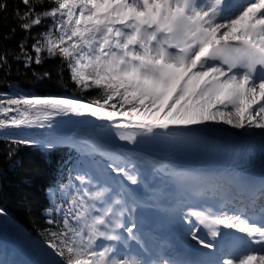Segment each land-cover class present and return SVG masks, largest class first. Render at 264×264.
Wrapping results in <instances>:
<instances>
[{
	"label": "snow or ice",
	"instance_id": "obj_1",
	"mask_svg": "<svg viewBox=\"0 0 264 264\" xmlns=\"http://www.w3.org/2000/svg\"><path fill=\"white\" fill-rule=\"evenodd\" d=\"M20 3L24 8L16 7L15 21L25 36L15 49L0 53V70L10 67L9 58L25 68L59 60L58 76L67 71L80 91L99 90L88 100L22 89L0 94V113L7 116L0 119V135L8 138L11 165L19 163L20 145L68 151L47 189L51 206L45 213L53 217L48 224L59 230L44 234L40 243L49 258L41 264H264V174L259 198L254 195L247 206L192 212L193 194L211 200L227 186L255 182L234 162L203 169L174 159L190 150L219 151L224 125L244 134L259 129L264 137V0H249L238 11L233 0ZM7 9V0H0V14ZM45 20L51 23L34 31ZM33 75L46 79L51 72ZM69 123L77 127L61 131ZM33 128L41 134L19 131ZM108 132L126 142L131 155H109L100 165L97 156L109 151ZM138 145L155 151L144 153ZM188 180L200 190L189 192ZM257 199L259 226L244 215L257 207ZM184 207V235L214 250L207 259L177 261L149 243L147 217L174 223ZM201 226L213 238L221 226L238 231L260 247L235 260L221 259L216 244L200 235Z\"/></svg>",
	"mask_w": 264,
	"mask_h": 264
},
{
	"label": "trees",
	"instance_id": "obj_2",
	"mask_svg": "<svg viewBox=\"0 0 264 264\" xmlns=\"http://www.w3.org/2000/svg\"><path fill=\"white\" fill-rule=\"evenodd\" d=\"M7 4V11L0 14V53L15 49L16 43L25 36L17 28L15 21L16 7L23 10L24 6L20 0H7ZM50 6L54 5L50 4ZM50 23V20H45L44 25L34 31H42ZM13 28H17L15 37L10 34ZM60 63L59 60H48L42 66L34 65L32 68H25L23 64L13 62L9 58L10 67L5 66L0 70V94L22 89L25 93L40 96H75L84 100L97 97L99 90L80 91L70 81L67 71L63 72L62 78L58 76ZM33 71L38 75L50 71L51 76L46 79H37ZM23 110V108L20 109V111ZM13 114L19 115V113ZM0 119H7V116L0 113ZM19 131L39 135L42 130L33 128ZM8 147V138L0 135V208H3L5 214L19 222L32 235L43 239L46 232L59 230L48 224V220L53 217L45 213V208L51 206L47 189L52 186L60 162L68 156V151L60 149L49 153L40 147L20 145L17 146L19 150L15 157L19 163L13 166L5 155ZM62 202L63 198L57 193L56 203ZM19 238L20 233L15 226L8 225L0 228V252L2 249L7 252L16 251L13 244L18 243Z\"/></svg>",
	"mask_w": 264,
	"mask_h": 264
},
{
	"label": "bare ground",
	"instance_id": "obj_3",
	"mask_svg": "<svg viewBox=\"0 0 264 264\" xmlns=\"http://www.w3.org/2000/svg\"><path fill=\"white\" fill-rule=\"evenodd\" d=\"M239 7H233V10L234 11H237ZM74 127H77L76 125L74 124H66L64 128L61 129V131H67L68 129H71V128H74ZM84 129H87V130H90V125H84V126H80ZM225 130L224 134L228 133L227 132V128L229 126L227 125H224L223 126ZM230 128V127H229ZM233 129V128H231ZM234 130V129H233ZM257 131H260L259 129H257ZM236 131L234 130V133ZM223 134V135H224ZM249 135H244V136H241L242 138L244 139H247ZM253 138L255 139H264V137L261 136V134H258V135H255V136H252ZM109 148V151L106 153L105 156H109L111 155L113 158L115 157H120L122 159H126L129 154H126V152L124 151H121V150H115L113 148ZM237 198H235L236 200ZM244 201L243 200H236V202L238 204H241L242 202ZM180 211L182 210H178L177 211V219L174 223H171V225L174 227V228H169L167 227L166 228V232L164 235H158L157 233H155V229L151 230V232L149 233V236H148V239H149V243L150 245L158 250L157 246H158V242H156V237L157 239H169V240H172L176 243V245L179 247V249L181 251H183L184 254H186L188 257L190 258H194V257H201L203 255H209V253L211 252L210 249H207L205 247H203L202 245H198L195 241H192L188 238L185 237L184 235V229L182 227V220L180 219ZM193 212H196V211H193ZM2 219V222H6V219L5 217H0ZM161 221L164 223V219L163 217L161 218ZM207 228L204 227V226H201L200 228V235L202 236V238L205 239V241L207 243H214L216 244V246L220 245L224 239L230 235H237V236H241L242 238H245L248 240L247 237L244 236V234L242 233H239L238 231H235V230H229V229H225L221 226L220 228V235H218L217 237L213 238L211 235H209V233H205L203 230H206ZM208 230V229H207ZM22 234H23V239L26 243V245L31 249V254L29 256V258L33 261L30 260V264H41V262L45 259H48L49 257L46 256V249H44L42 246H41V240L37 237H34V236H31L30 234H28L26 231L22 230ZM157 234V235H156Z\"/></svg>",
	"mask_w": 264,
	"mask_h": 264
},
{
	"label": "rangeland",
	"instance_id": "obj_4",
	"mask_svg": "<svg viewBox=\"0 0 264 264\" xmlns=\"http://www.w3.org/2000/svg\"><path fill=\"white\" fill-rule=\"evenodd\" d=\"M226 130V129H225ZM236 132L235 134L237 135H241V136H244V135H249V136H252V135H258L260 134V131H257L254 130V132L252 133H249V134H244L236 129H234ZM233 129L231 128H227V132L228 133H231V132H234ZM101 157L97 156V161L100 163V165H103L104 163L100 160ZM147 220L150 221L152 224L156 225L158 227V229H160V233H164V231H166L163 223H161L160 219H156V218H153L151 215H149L147 217ZM146 223V229H150L151 226L149 225V222H145ZM5 226L6 225V222H2V219L0 218V226ZM19 245L23 246L24 248H26L28 251H29V247L26 245L24 239H23V236L20 237V240H19ZM2 257H3V260L5 262V264H24V262H26L24 256L21 254V252H12L8 255H5L4 252L2 253ZM28 264V263H27Z\"/></svg>",
	"mask_w": 264,
	"mask_h": 264
},
{
	"label": "water",
	"instance_id": "obj_5",
	"mask_svg": "<svg viewBox=\"0 0 264 264\" xmlns=\"http://www.w3.org/2000/svg\"><path fill=\"white\" fill-rule=\"evenodd\" d=\"M7 218H8V220H9V223L15 225L16 228H17L20 232H21L22 230H24V231L27 232V230H26L22 225H20L18 222L13 221V220H12L10 217H8V216H7ZM26 256L28 257L29 255L26 254Z\"/></svg>",
	"mask_w": 264,
	"mask_h": 264
}]
</instances>
